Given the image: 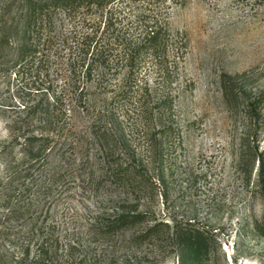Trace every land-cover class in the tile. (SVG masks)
Wrapping results in <instances>:
<instances>
[{
    "label": "trees",
    "instance_id": "1",
    "mask_svg": "<svg viewBox=\"0 0 264 264\" xmlns=\"http://www.w3.org/2000/svg\"><path fill=\"white\" fill-rule=\"evenodd\" d=\"M160 1L0 0V70L41 73L53 62L67 72L60 90L49 79L43 98L21 105L23 117L0 146V153L18 147L0 164V264H82L88 256L100 264L122 257L117 248L144 242L208 253L212 233L196 217H159L150 206L167 201L181 135L168 87L179 55ZM135 8L139 14L128 12ZM232 91L224 80L233 109ZM256 159L263 179L262 154L247 164ZM70 188L80 199L97 198L83 217L86 240L110 250H86L84 234L54 215ZM256 229L264 237V218Z\"/></svg>",
    "mask_w": 264,
    "mask_h": 264
},
{
    "label": "rangeland",
    "instance_id": "2",
    "mask_svg": "<svg viewBox=\"0 0 264 264\" xmlns=\"http://www.w3.org/2000/svg\"><path fill=\"white\" fill-rule=\"evenodd\" d=\"M158 7L179 55L168 87L181 135L166 176L167 201L158 198L150 206L159 217H196L212 238L208 253L198 257L144 242L117 248L122 257L100 264H264V237L256 229L264 218V174L258 179L257 159L247 164L255 153L264 158V0H162ZM71 23L65 21V28ZM59 59L63 65L65 57ZM57 68L52 62L41 73L0 70V146L23 117L22 104L43 98L49 79L60 90L67 72ZM224 80L233 87V109L222 93ZM11 151L0 153V164L18 156V147ZM76 193L70 188L54 215L67 220V230L84 234L86 250H110L104 241L86 240L83 217L93 213L97 198ZM75 261L63 264H81Z\"/></svg>",
    "mask_w": 264,
    "mask_h": 264
},
{
    "label": "clouds",
    "instance_id": "3",
    "mask_svg": "<svg viewBox=\"0 0 264 264\" xmlns=\"http://www.w3.org/2000/svg\"><path fill=\"white\" fill-rule=\"evenodd\" d=\"M0 126H2V125H0Z\"/></svg>",
    "mask_w": 264,
    "mask_h": 264
}]
</instances>
